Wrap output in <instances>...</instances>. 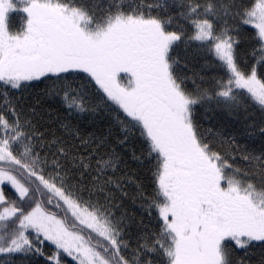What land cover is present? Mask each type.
Masks as SVG:
<instances>
[{"label":"snow or ice","instance_id":"obj_1","mask_svg":"<svg viewBox=\"0 0 264 264\" xmlns=\"http://www.w3.org/2000/svg\"><path fill=\"white\" fill-rule=\"evenodd\" d=\"M181 49L203 59L199 70ZM258 68L264 0H0V264H252L257 249L264 264V149L196 117L213 105L264 115ZM41 85L65 113L44 131L24 96ZM101 113L112 120L102 135L72 123ZM117 126L151 191L117 175ZM126 184L139 220L118 200Z\"/></svg>","mask_w":264,"mask_h":264},{"label":"trees","instance_id":"obj_2","mask_svg":"<svg viewBox=\"0 0 264 264\" xmlns=\"http://www.w3.org/2000/svg\"><path fill=\"white\" fill-rule=\"evenodd\" d=\"M15 14L19 15L18 12L12 13V17H14ZM180 23L184 22L180 21ZM186 27L188 26L186 25ZM245 47L246 45L242 44L241 50H244ZM180 55L183 59L187 60L190 67L194 70H199L200 65L203 63V59L193 53L191 50H189L188 53H185L181 49ZM249 64H251V61H249ZM258 72L264 74V69L258 68ZM188 74L191 75V72H189ZM210 74L211 73H208V75ZM203 86L210 87V84L206 83ZM189 87H192V85L189 84ZM42 89L43 85L34 90L32 93H24V96L27 98L25 109L28 110L33 105H35L37 112V117L35 119L38 120L41 126V131H44L46 128H48L49 124L55 117L60 116L61 118H63L65 113L62 109L59 108L58 102L46 99L41 94ZM102 116L103 113H101V115L96 118L95 124H91L88 122L90 120V117L74 118L72 119V123L78 125L85 133L96 132L98 135H102L107 132L108 128L112 124V120L110 117L103 116V118H101ZM196 117L203 129L211 128L213 132H219L225 139H231L234 137L236 143L241 146V148H246L257 153L260 152L261 149H264V136H261L259 134V127L264 126V115L261 114L257 106L251 107L247 112L240 111L239 113L235 114H229L227 111L216 108L214 105L211 106L210 110H205V108L203 107H198ZM249 125H253L255 131V134L251 137L247 135ZM112 132L113 135L109 138L108 147L115 148L117 152H121L124 161H126V165L121 167L117 175L127 172L135 181L142 182L147 185L148 190L151 191L148 165H141L138 161L133 160L131 158V153L124 151L116 143V137L120 135L118 126L113 127ZM57 134H60L59 129H57ZM218 150L224 154H227L231 151L227 144L219 146ZM235 163L242 167L245 165V162L243 160H240L239 158H237ZM4 190L7 195H12L14 192V190H12L9 186L5 187ZM125 191L127 192V196L125 197H121L120 193H117L118 200L122 199L123 210H125L129 216H132L136 220H139L141 218V215L143 214V210L141 207V201L139 199H136V184H126ZM135 231L136 229L133 228V236L135 235ZM239 254L242 255L243 253ZM259 259L260 250L257 249L252 255V264H257ZM36 264H45L44 258H38ZM65 264H74V262L71 261V258H65Z\"/></svg>","mask_w":264,"mask_h":264},{"label":"rangeland","instance_id":"obj_3","mask_svg":"<svg viewBox=\"0 0 264 264\" xmlns=\"http://www.w3.org/2000/svg\"><path fill=\"white\" fill-rule=\"evenodd\" d=\"M22 15H23L22 13H19V15L18 14H15V16L12 17V14H11L10 23L12 24V22L14 21L13 24H12V27L14 29H16L20 25V21H21V16Z\"/></svg>","mask_w":264,"mask_h":264}]
</instances>
